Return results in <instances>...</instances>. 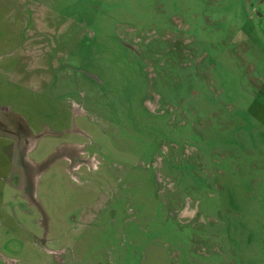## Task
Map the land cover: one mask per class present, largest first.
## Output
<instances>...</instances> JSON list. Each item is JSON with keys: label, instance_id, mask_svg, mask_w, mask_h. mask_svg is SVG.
I'll return each mask as SVG.
<instances>
[{"label": "rangeland", "instance_id": "374dc122", "mask_svg": "<svg viewBox=\"0 0 264 264\" xmlns=\"http://www.w3.org/2000/svg\"><path fill=\"white\" fill-rule=\"evenodd\" d=\"M0 264H264V0H0Z\"/></svg>", "mask_w": 264, "mask_h": 264}]
</instances>
